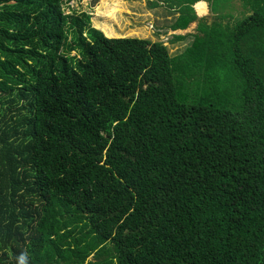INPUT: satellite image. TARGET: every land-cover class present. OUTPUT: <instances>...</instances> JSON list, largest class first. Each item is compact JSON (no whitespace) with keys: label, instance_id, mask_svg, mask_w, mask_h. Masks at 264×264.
Returning <instances> with one entry per match:
<instances>
[{"label":"trees","instance_id":"1","mask_svg":"<svg viewBox=\"0 0 264 264\" xmlns=\"http://www.w3.org/2000/svg\"><path fill=\"white\" fill-rule=\"evenodd\" d=\"M67 1L0 0V264H264V0L173 55Z\"/></svg>","mask_w":264,"mask_h":264},{"label":"rangeland","instance_id":"2","mask_svg":"<svg viewBox=\"0 0 264 264\" xmlns=\"http://www.w3.org/2000/svg\"><path fill=\"white\" fill-rule=\"evenodd\" d=\"M150 1L157 2L156 7L151 8ZM229 5L227 9L224 5L222 11L239 17L241 14L239 1L229 0ZM168 6V3L163 0H68L63 5V12L67 14L71 9L75 12L87 11L91 15L92 26L100 29L107 37L133 36L147 38L150 41L158 40L164 43L168 53L173 55L191 42L192 35L190 34L196 31L197 23L204 21L210 24L213 21V11L208 2L193 4L194 11L199 16L198 22L195 19L185 29L170 31L168 24L174 16L173 10ZM171 34L188 36L183 40L169 42Z\"/></svg>","mask_w":264,"mask_h":264},{"label":"crops","instance_id":"3","mask_svg":"<svg viewBox=\"0 0 264 264\" xmlns=\"http://www.w3.org/2000/svg\"><path fill=\"white\" fill-rule=\"evenodd\" d=\"M115 1H116V0H115ZM164 1H165V0H163V2H164ZM202 1H203V0H202ZM198 2H200V1H198ZM205 2H206V1H205ZM154 7H156V6H153V7H151V8H154ZM171 9H174V8H171ZM174 10H175V9H174ZM194 10H195V9H194ZM195 13H196V11H195ZM176 15H177V13H173L174 18H175ZM196 16H197V19H196V20H197V22H198V18H199V16L197 15V13H196ZM204 16H205V15H204ZM204 16H203V17H204ZM169 18H170V17H169ZM174 18H173V19H174ZM197 24H198V23H197ZM196 26H197V25H196ZM176 30H178V29H176ZM195 32H196V31H195ZM195 32H194V33H195Z\"/></svg>","mask_w":264,"mask_h":264},{"label":"clouds","instance_id":"4","mask_svg":"<svg viewBox=\"0 0 264 264\" xmlns=\"http://www.w3.org/2000/svg\"><path fill=\"white\" fill-rule=\"evenodd\" d=\"M199 1H202V0H199ZM203 1H205V0H203ZM198 2V1H197ZM197 2H195L194 4H196ZM68 9V8H67ZM69 13H70V11H69ZM69 13H67V14H69ZM77 13H81V12H77ZM169 29V28H168ZM170 30V29H169ZM176 30V29H175ZM170 31H174V30H170ZM165 32V31H164ZM106 36V35H105ZM138 38H140V37H138ZM164 44V43H163ZM165 45V44H164Z\"/></svg>","mask_w":264,"mask_h":264}]
</instances>
